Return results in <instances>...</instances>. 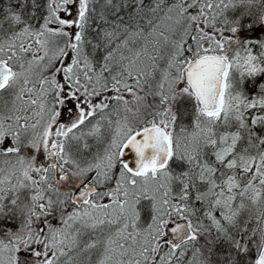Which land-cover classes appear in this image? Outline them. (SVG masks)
I'll return each instance as SVG.
<instances>
[{
	"label": "snow or ice",
	"instance_id": "6c2138e0",
	"mask_svg": "<svg viewBox=\"0 0 264 264\" xmlns=\"http://www.w3.org/2000/svg\"><path fill=\"white\" fill-rule=\"evenodd\" d=\"M255 26L264 0H0V264H264Z\"/></svg>",
	"mask_w": 264,
	"mask_h": 264
},
{
	"label": "rangeland",
	"instance_id": "374dc122",
	"mask_svg": "<svg viewBox=\"0 0 264 264\" xmlns=\"http://www.w3.org/2000/svg\"><path fill=\"white\" fill-rule=\"evenodd\" d=\"M259 79L264 80V76H261ZM246 87H247L246 90H248L251 87V83H249L248 85H246ZM249 95L250 96L251 95H254V93L250 91L249 92ZM181 108H182V110H184V109L187 110L184 113V123H185V126L190 127L191 117L189 116V113L192 111L191 102H186L184 105L181 106ZM261 205L264 206V201L261 202ZM249 209H250V212L251 213H254L255 209H254V207L252 205H249ZM261 238H262V236H261Z\"/></svg>",
	"mask_w": 264,
	"mask_h": 264
},
{
	"label": "trees",
	"instance_id": "16d2710c",
	"mask_svg": "<svg viewBox=\"0 0 264 264\" xmlns=\"http://www.w3.org/2000/svg\"><path fill=\"white\" fill-rule=\"evenodd\" d=\"M257 29H258V32H259V34H261V35H264V26H255ZM245 31H247V29H245ZM250 36L251 35H253V33H251V32H249L248 33ZM247 88V87H246ZM251 88V87H250ZM190 120V119H189Z\"/></svg>",
	"mask_w": 264,
	"mask_h": 264
},
{
	"label": "water",
	"instance_id": "95a60500",
	"mask_svg": "<svg viewBox=\"0 0 264 264\" xmlns=\"http://www.w3.org/2000/svg\"><path fill=\"white\" fill-rule=\"evenodd\" d=\"M261 239H262V241H264V234H262V238Z\"/></svg>",
	"mask_w": 264,
	"mask_h": 264
}]
</instances>
